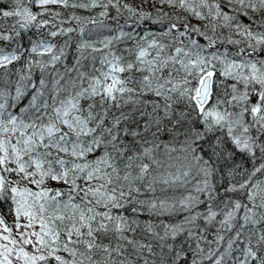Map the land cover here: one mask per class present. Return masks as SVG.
<instances>
[{
	"label": "snow or ice",
	"instance_id": "6c2138e0",
	"mask_svg": "<svg viewBox=\"0 0 264 264\" xmlns=\"http://www.w3.org/2000/svg\"><path fill=\"white\" fill-rule=\"evenodd\" d=\"M0 264H264V0H0Z\"/></svg>",
	"mask_w": 264,
	"mask_h": 264
}]
</instances>
